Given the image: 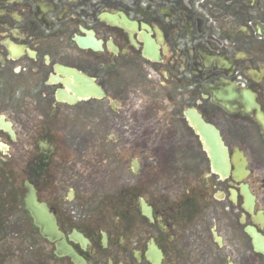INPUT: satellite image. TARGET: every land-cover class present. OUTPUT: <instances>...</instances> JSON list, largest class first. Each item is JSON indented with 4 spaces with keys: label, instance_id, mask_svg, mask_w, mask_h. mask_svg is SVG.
<instances>
[{
    "label": "flooded vegetation",
    "instance_id": "flooded-vegetation-1",
    "mask_svg": "<svg viewBox=\"0 0 264 264\" xmlns=\"http://www.w3.org/2000/svg\"><path fill=\"white\" fill-rule=\"evenodd\" d=\"M148 1L0 0V122L15 134L0 128V165L19 210L0 264H264V0ZM187 113L219 133L227 175ZM95 136L126 152L104 175L77 160ZM25 181L77 262L40 236Z\"/></svg>",
    "mask_w": 264,
    "mask_h": 264
},
{
    "label": "water",
    "instance_id": "water-1",
    "mask_svg": "<svg viewBox=\"0 0 264 264\" xmlns=\"http://www.w3.org/2000/svg\"><path fill=\"white\" fill-rule=\"evenodd\" d=\"M81 46H85L81 41L79 42ZM218 97V95H217ZM243 99L247 98V94L243 93ZM249 97V95H248ZM230 98V97H228ZM250 100V98H249ZM250 105V103H249ZM252 106V104H251ZM258 112V110H257ZM192 125L196 131L200 134L203 142L209 148V154L212 160V167L215 172H218L222 175H225L229 170L228 159L226 155V149L223 147L222 140L216 131L215 128L206 124L199 115L187 113ZM257 121L261 127L264 128V119L257 113ZM0 127H3V124L0 123ZM12 138L14 135L11 133ZM25 189L27 191L25 197V205L27 211L30 213L31 217L34 220L36 227L39 229L42 237L48 239L49 241H56L61 237L60 232L56 227V222L52 214L49 213L46 205L38 202L34 188L25 183ZM56 254H68L74 257L70 252V249L67 245L63 243H56Z\"/></svg>",
    "mask_w": 264,
    "mask_h": 264
},
{
    "label": "rangeland",
    "instance_id": "rangeland-1",
    "mask_svg": "<svg viewBox=\"0 0 264 264\" xmlns=\"http://www.w3.org/2000/svg\"><path fill=\"white\" fill-rule=\"evenodd\" d=\"M22 1V0H21ZM128 1V0H122ZM133 1H147V0H133ZM148 2H151L150 0ZM153 4V2H151ZM99 138L97 136L93 137V142L96 144L94 147H87L85 151H81L79 159V165H81L82 169L86 168V165L93 166L95 171L101 170L97 172V175H104L103 170L105 169L106 163H111V168H114L118 165V162L121 160L120 156L123 158L126 156L125 151L116 150L104 152V148L98 144ZM24 153V137H21L20 144H17L13 151V157L22 156ZM113 154V155H112ZM75 160L74 155H71L70 161ZM80 161H84V163H80ZM74 162V161H73ZM100 167V168H97ZM15 172H5L2 171V167L0 165V211L2 214L12 215L6 219V223H4L3 232H0V249L2 246L8 244L9 241L7 239H13V243L15 242L17 237H15L16 230H14V224L18 221L19 210L16 208L14 212L11 210L15 206L16 200L13 199L17 190L15 189Z\"/></svg>",
    "mask_w": 264,
    "mask_h": 264
}]
</instances>
